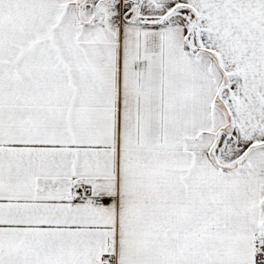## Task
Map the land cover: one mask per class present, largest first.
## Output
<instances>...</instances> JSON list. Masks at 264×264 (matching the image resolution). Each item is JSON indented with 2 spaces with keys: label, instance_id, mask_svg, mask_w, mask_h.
<instances>
[{
  "label": "snow or ice",
  "instance_id": "snow-or-ice-1",
  "mask_svg": "<svg viewBox=\"0 0 264 264\" xmlns=\"http://www.w3.org/2000/svg\"><path fill=\"white\" fill-rule=\"evenodd\" d=\"M0 264H264V0H0Z\"/></svg>",
  "mask_w": 264,
  "mask_h": 264
}]
</instances>
